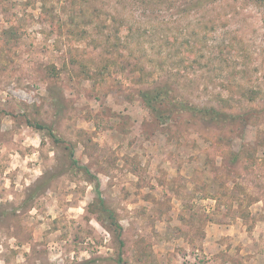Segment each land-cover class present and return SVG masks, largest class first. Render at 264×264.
I'll use <instances>...</instances> for the list:
<instances>
[{"label":"rangeland","instance_id":"rangeland-1","mask_svg":"<svg viewBox=\"0 0 264 264\" xmlns=\"http://www.w3.org/2000/svg\"><path fill=\"white\" fill-rule=\"evenodd\" d=\"M157 86L227 116H157ZM0 264H264V6L0 0Z\"/></svg>","mask_w":264,"mask_h":264},{"label":"trees","instance_id":"trees-1","mask_svg":"<svg viewBox=\"0 0 264 264\" xmlns=\"http://www.w3.org/2000/svg\"><path fill=\"white\" fill-rule=\"evenodd\" d=\"M199 2H203L205 0H198ZM209 1H216V0H209ZM254 3H256L257 5H263L264 6V0H251ZM230 34V33H229ZM239 41V37L235 34H233L232 38H229V40L226 42V40H223L222 44L223 46L220 47L221 53H228L229 55L232 54L231 52V48L232 47H236V45H238ZM241 42V40H240ZM209 47V45H207ZM207 47V48H208ZM192 48H194L195 50L197 49V46H193ZM242 50H244L245 52H247L248 49H246V47H242ZM201 55L198 56L202 57L203 60L204 58H207L206 61H202V60H197L202 63V67L206 68L208 67V65H211L213 60L216 59H220L224 62H230L232 60V55H230V59H228V56H216L213 54H209L208 56H205V53L201 50L202 48H199ZM233 49V48H232ZM226 50V52L224 51ZM244 52V53H245ZM243 53V52H242ZM246 54V53H245ZM248 55H243V57H247ZM234 62V61H233ZM234 63H237L236 60ZM243 73V72H236L233 76H236L237 74ZM235 80V79H233ZM231 81L232 87H238L240 89H244V85L242 84H238L237 86L234 84V82L232 80ZM223 85V87H225V83H221V86ZM243 86V87H242ZM261 90H254V89H245V93L242 94L246 97V95H248L247 97H249L250 100H254L257 98V96L261 95L260 92ZM249 92V93H248ZM142 99L144 100L145 104L151 108V110H158L159 114L157 116H160V114H162V116L165 117H171L174 115V113H178V112H185V111H192L193 115H196L199 111H202L203 113H205L206 115L209 114L212 119H222V117L227 116L226 113H224L223 111L217 110L216 108L212 107V108H206V109H201L200 107L194 105L193 103L190 104L188 100H181L180 98H178L177 96L173 95V90L171 89V87L169 86H157L152 90H145L142 91ZM229 115V114H228ZM233 118H238L240 116H235V115H230ZM33 126H35L37 129L39 130H46V128L48 127L46 124L43 123H39L36 122L33 124ZM49 135L53 138V140L55 142L60 143L61 139H59L56 134L54 133V131H52L51 129L48 130ZM69 147V146H68ZM70 148V147H69ZM70 160H72V163H74L75 165L79 164L78 160L75 158V154L74 151L71 150L70 153ZM83 168H85L86 172H89L88 168L86 166H82ZM44 185V183L42 184V186ZM96 194H97V200H95V202L93 204H97L98 207L100 208V210L104 213L102 215V217L106 218L109 220L110 223V231L113 233L114 236L117 237L120 247L124 246V240H123V226L122 224L118 221L117 217H116V213L111 210L109 207H107L105 199L103 198L102 194H101V190H100V185L99 183H97L96 187ZM101 217V216H100ZM119 261H122V258H119Z\"/></svg>","mask_w":264,"mask_h":264}]
</instances>
